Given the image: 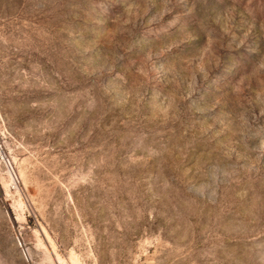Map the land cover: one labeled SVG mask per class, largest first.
<instances>
[{"label": "rangeland", "instance_id": "1", "mask_svg": "<svg viewBox=\"0 0 264 264\" xmlns=\"http://www.w3.org/2000/svg\"><path fill=\"white\" fill-rule=\"evenodd\" d=\"M0 264H264V0H0Z\"/></svg>", "mask_w": 264, "mask_h": 264}]
</instances>
